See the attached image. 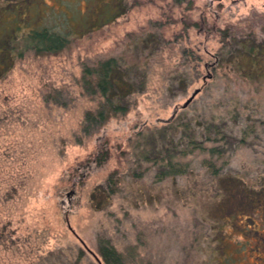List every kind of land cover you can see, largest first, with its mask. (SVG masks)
Returning <instances> with one entry per match:
<instances>
[{
    "label": "rangeland",
    "instance_id": "rangeland-1",
    "mask_svg": "<svg viewBox=\"0 0 264 264\" xmlns=\"http://www.w3.org/2000/svg\"><path fill=\"white\" fill-rule=\"evenodd\" d=\"M33 1L23 30L64 10L80 17L93 4ZM121 4L110 23L57 53L29 51L0 78V264H104L103 241L126 264H264V201L251 202L232 180L264 186V77H251L238 44L224 46L222 33L263 38L264 0ZM110 56L131 66L130 81L146 74V88L125 114L86 135L84 114L98 99L83 92L82 70ZM191 115L227 125L224 157L208 168L197 153L187 174L157 180L136 150ZM114 171L118 191L105 198L102 184Z\"/></svg>",
    "mask_w": 264,
    "mask_h": 264
},
{
    "label": "trees",
    "instance_id": "trees-1",
    "mask_svg": "<svg viewBox=\"0 0 264 264\" xmlns=\"http://www.w3.org/2000/svg\"><path fill=\"white\" fill-rule=\"evenodd\" d=\"M114 1L117 3L109 0H93V4L89 5V9L81 12L80 17L75 8L72 9L71 14L64 10L66 15L53 16L55 20H51L50 24L42 22L38 26L25 30H23L24 26L29 23L24 18V13L29 11L34 1L20 0L18 2L17 0L7 5L0 2V78L6 76L16 60L24 57L27 52L33 51L37 55L57 53L63 50L73 37L85 35L110 23L126 9V4H121L122 0ZM174 1L181 3L184 0ZM42 15V13L37 14L39 17ZM222 33L224 46H234L235 42L238 44L243 60V64H239L243 65V68H249V74L252 72L251 77H264V37L259 38L249 33L236 41L230 39L232 34H228V30H223ZM218 54L220 57V53ZM244 56L247 57V64H244ZM221 58L222 55L218 62L223 61ZM256 64L257 67H255ZM130 69L131 66L118 56L106 57L93 64L84 65L81 76L82 90L92 98L98 99L94 108L85 111L81 129L84 134L93 133L112 116L125 114L135 93L145 90L147 75L144 74L145 79L141 81H130ZM201 120L191 115L183 122H175V124L170 122L171 125L169 123L168 126L159 128L161 138L157 139L155 135H150L144 142L146 144L139 146L136 150L137 163L146 162L154 166V176L159 181L170 176L187 174L192 168V159L188 158L197 153L206 154L201 164L208 168H215L214 160L225 155V148L220 143L228 137L227 125H223L214 117ZM233 129L232 127L231 135L234 132ZM245 132L246 130L242 132L243 135ZM246 134L241 138V142L246 138ZM164 138L169 140L168 147L165 148L161 147L164 144L161 140ZM155 140L160 144L156 150L146 147V145L154 144ZM155 146L158 145L155 144ZM108 156V150L105 148L98 162H104ZM214 172V174L219 172L218 168ZM115 174V171L112 172L102 184L105 198L110 199L118 191V178H115ZM232 180L241 186L251 202L259 203L262 199L264 201V186L260 189L257 186L251 187L242 179ZM0 237H5V234L2 232ZM99 252L104 264H126L123 253L116 250L115 246L108 241L102 242Z\"/></svg>",
    "mask_w": 264,
    "mask_h": 264
},
{
    "label": "water",
    "instance_id": "water-1",
    "mask_svg": "<svg viewBox=\"0 0 264 264\" xmlns=\"http://www.w3.org/2000/svg\"><path fill=\"white\" fill-rule=\"evenodd\" d=\"M200 89L199 88H197V89H195L194 90V92L192 93V95L185 101V103L183 104V106H186V105H188L191 101H192V99L194 98V96L196 95V93L199 91ZM89 249V248H88ZM89 251H91L94 255H95V257H97V255L91 250V249H89ZM98 258V257H97Z\"/></svg>",
    "mask_w": 264,
    "mask_h": 264
}]
</instances>
